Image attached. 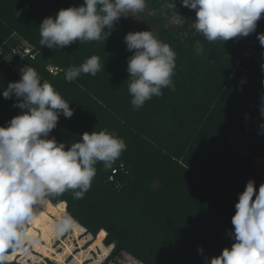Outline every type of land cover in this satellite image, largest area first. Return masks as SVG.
<instances>
[{"label":"trees","instance_id":"obj_1","mask_svg":"<svg viewBox=\"0 0 264 264\" xmlns=\"http://www.w3.org/2000/svg\"><path fill=\"white\" fill-rule=\"evenodd\" d=\"M174 2L176 9L147 0L145 14L136 22L122 17L105 43L76 42L56 52L40 45V23L83 0H0V89L20 79L12 69L20 57L74 110L71 118L59 117L50 136L67 148L84 132L107 129L126 144L110 168L95 165L82 199L72 190L46 197L93 237L103 233L104 245H112L106 260L113 262L124 251L141 264H206L234 242L228 233L246 182L254 179L257 189L264 182V134H258L264 47L257 39L264 13L256 32L223 44L207 41L194 29L195 10ZM145 30L175 51L174 88L134 110L126 70L133 53L124 37ZM92 55L101 58L100 72L65 80L64 70ZM14 103L0 91V126L20 113ZM36 209L27 225L31 244L45 218ZM22 250L7 251V264Z\"/></svg>","mask_w":264,"mask_h":264},{"label":"clouds","instance_id":"obj_2","mask_svg":"<svg viewBox=\"0 0 264 264\" xmlns=\"http://www.w3.org/2000/svg\"><path fill=\"white\" fill-rule=\"evenodd\" d=\"M181 2L195 10V30L207 41L223 44L256 32L264 13V0ZM164 6L176 9L174 0H165ZM146 7L147 0H83L79 6L62 8L54 16L45 17L38 27L39 43L56 52L76 42L105 43L116 22L122 17L136 18ZM257 39L264 47V32L257 33ZM124 42L126 50L133 53L127 58L126 70L130 103L138 110L153 96H161L162 89L174 88L176 53L150 30L130 31ZM261 68L264 70V64ZM101 70V58L92 55L79 66H69L64 76L73 82L81 74L95 76ZM19 73V80L0 89L3 97L14 99L13 107L21 110L0 126V264H7V251L31 242L27 225L37 214L36 206L44 205L50 195L69 190L75 199H82L96 175L95 165L103 162L105 168H110L126 150L124 140L107 129L84 132L66 148L65 142L50 134L61 115H74L70 103L35 68L25 65ZM260 100L259 113L264 118V93ZM258 134H264V122ZM75 224L73 216L64 212L52 228L61 235ZM231 224V247L223 248L206 264H264V182L258 189L254 179L246 182L238 194ZM198 251L202 253L203 249Z\"/></svg>","mask_w":264,"mask_h":264},{"label":"rangeland","instance_id":"obj_3","mask_svg":"<svg viewBox=\"0 0 264 264\" xmlns=\"http://www.w3.org/2000/svg\"><path fill=\"white\" fill-rule=\"evenodd\" d=\"M140 14L143 15L145 13L143 12ZM140 14H138L136 18H134L132 16H129V18L132 21L135 20V22H136L140 18L139 17ZM176 22L177 21H175L174 19H168L166 21L167 24L168 23H176ZM249 50L250 49L247 50L246 54L250 53ZM13 58H14V54L10 55L9 58H7V61H10V59H13ZM24 66L25 65L21 62L20 57H19V59H17L16 62H14L12 64V69L16 73H18V75L20 76L19 70ZM48 69H49V71H53V72L57 71V68L53 67V66H49ZM49 216L52 219L57 220L56 216H52L51 214ZM77 236L73 235V231L71 229L70 231L63 233V234L59 235L58 237H55V236L50 237L51 238L50 239L51 240V247L53 248L54 251L63 252L65 250L66 245L69 246V251L66 254L63 253L64 254L63 255V261H65L66 264H73V263L74 264H79V263L80 264H128V263L129 264H141L139 261H137L136 259H134L132 256H130L128 253H126L124 251H121L122 253L119 252L115 256V258H114L115 262L106 260L107 255H109L112 248H110L105 255H102L103 248H105V245L103 243V237L101 238L99 245H94V242H93L94 237L91 234H89V233L86 234V233H83V231H81V233ZM96 236H95V238H96ZM38 238L41 241L44 239L42 236V233L40 231H38ZM78 238L81 240H79ZM80 241H81V243H80ZM44 242L46 243L45 240L43 241V243ZM90 244L92 245V247L89 246ZM37 250L38 249L34 248L32 244L31 245L29 243L27 245L25 244V246L23 247V253H22V255L24 257L20 261L15 260V264H62V263H60L54 259V255H52L53 258H51L50 256H45L43 254L38 253ZM76 254H77V256H75ZM123 255H124V257H123ZM35 257H37V258H35ZM77 258H79V260H80L79 263H78ZM36 260H38V261H36ZM12 261H14V260H12ZM21 261H23V262H21Z\"/></svg>","mask_w":264,"mask_h":264},{"label":"bare ground","instance_id":"obj_4","mask_svg":"<svg viewBox=\"0 0 264 264\" xmlns=\"http://www.w3.org/2000/svg\"><path fill=\"white\" fill-rule=\"evenodd\" d=\"M38 207L44 212L45 214V218L44 220H42L37 228V238H36V241L32 244L34 248L38 249V253L40 254H43L45 256H50L51 258H53L52 255H54V259L57 260L58 262L62 263V264H66L65 261H63V253H67L69 251V246L66 245L65 247V250L63 252H57V251H54L53 248L51 247V236H55V237H58L59 235H56L53 228H52V225L56 222V220L52 219L49 215L51 214L52 216H56L57 218H59L64 211H62L55 203L51 202L48 198H46V203L42 206H39ZM50 213V214H49ZM38 231H40L42 233V236H43V240L41 241L39 238H38ZM72 231H73V235L74 236H77L81 233V231H83V233H86L88 234L86 231H85V228L83 226H81L80 224H78L76 222V224L74 225V227L72 228ZM72 236V235H71ZM78 237V236H77ZM103 237V233H98L96 238L94 237V245H99L100 244V240L101 238ZM79 239V238H78ZM46 241V243L43 241ZM58 240V239H57ZM81 240V239H79ZM85 240V239H84ZM81 243V241H80ZM83 246V245H82ZM81 246V247H82ZM90 247H92V245L90 244L89 245ZM72 247V246H71ZM70 247V248H71ZM74 247V246H73ZM101 248V247H100ZM112 248V245H105V248H103V253L102 255H105L107 253V251ZM56 249V248H55ZM79 249V248H78ZM85 249V248H84ZM31 250V249H30ZM91 251V250H90ZM28 252V251H27ZM23 250L20 252V254L18 255V257L16 258V261H20L23 259ZM122 253V252H121ZM122 255V254H121ZM35 256V255H34ZM72 256V255H71ZM77 256V254L75 255ZM108 256V255H107ZM80 257V256H79ZM124 257V255H123ZM122 257V258H123ZM37 258V257H35ZM34 258V259H35ZM44 258V257H43ZM121 258V257H120ZM74 259V258H73ZM78 259V263H79V258ZM29 260V259H28ZM27 260V261H28ZM40 260V259H39ZM33 261V260H32ZM38 261V260H36ZM23 262V261H21ZM90 263V262H89ZM139 263V262H138ZM74 264V263H73ZM80 264V263H79ZM129 264V263H128Z\"/></svg>","mask_w":264,"mask_h":264},{"label":"snow or ice","instance_id":"obj_5","mask_svg":"<svg viewBox=\"0 0 264 264\" xmlns=\"http://www.w3.org/2000/svg\"><path fill=\"white\" fill-rule=\"evenodd\" d=\"M0 251H3V249H2V248H0Z\"/></svg>","mask_w":264,"mask_h":264},{"label":"crops","instance_id":"obj_6","mask_svg":"<svg viewBox=\"0 0 264 264\" xmlns=\"http://www.w3.org/2000/svg\"><path fill=\"white\" fill-rule=\"evenodd\" d=\"M31 245V243H29Z\"/></svg>","mask_w":264,"mask_h":264}]
</instances>
